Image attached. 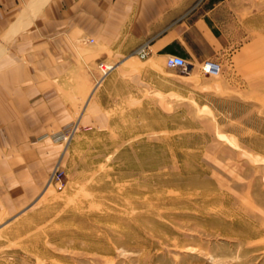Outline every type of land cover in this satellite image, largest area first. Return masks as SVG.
Segmentation results:
<instances>
[{"label":"rangeland","instance_id":"rangeland-1","mask_svg":"<svg viewBox=\"0 0 264 264\" xmlns=\"http://www.w3.org/2000/svg\"><path fill=\"white\" fill-rule=\"evenodd\" d=\"M232 51L63 129L46 188L0 225V264H264V63Z\"/></svg>","mask_w":264,"mask_h":264},{"label":"crops","instance_id":"crops-1","mask_svg":"<svg viewBox=\"0 0 264 264\" xmlns=\"http://www.w3.org/2000/svg\"><path fill=\"white\" fill-rule=\"evenodd\" d=\"M230 49L264 63V0H0V225L46 188L63 129L105 127L138 80L178 91L168 57L191 68ZM99 63L116 69L97 82Z\"/></svg>","mask_w":264,"mask_h":264},{"label":"built area","instance_id":"built-area-1","mask_svg":"<svg viewBox=\"0 0 264 264\" xmlns=\"http://www.w3.org/2000/svg\"><path fill=\"white\" fill-rule=\"evenodd\" d=\"M135 54L139 59H144L148 53L146 48L143 47L138 49ZM166 65L168 68L175 69L184 74H186L188 69V64L182 58L177 56L168 57L166 59ZM115 67H116L115 63L112 64L99 63L97 65V68L100 72V79L97 82L101 81V79L107 76ZM209 68L210 66L207 65L205 66L204 70L206 71Z\"/></svg>","mask_w":264,"mask_h":264},{"label":"bare ground","instance_id":"bare-ground-1","mask_svg":"<svg viewBox=\"0 0 264 264\" xmlns=\"http://www.w3.org/2000/svg\"><path fill=\"white\" fill-rule=\"evenodd\" d=\"M207 66V65H206ZM187 72H188V69H187ZM189 74V73H188Z\"/></svg>","mask_w":264,"mask_h":264}]
</instances>
